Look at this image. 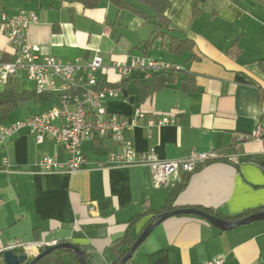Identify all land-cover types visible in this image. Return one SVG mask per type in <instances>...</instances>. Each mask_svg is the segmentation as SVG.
I'll use <instances>...</instances> for the list:
<instances>
[{
  "label": "crops",
  "instance_id": "0c3cea01",
  "mask_svg": "<svg viewBox=\"0 0 264 264\" xmlns=\"http://www.w3.org/2000/svg\"><path fill=\"white\" fill-rule=\"evenodd\" d=\"M126 1L152 15L147 5ZM167 1L164 15L171 34L191 40L192 49L173 53L167 40L155 39L143 50L140 42L150 36L154 21L120 10L111 0H98L97 6L79 0H0L3 60L13 57L14 45L2 28V15L22 13L36 17L27 31L28 42L57 60L86 62L97 54L108 68L112 62L145 55L179 68L181 72L167 76L166 85L142 101L129 82L102 105L126 118L136 108L148 113L139 126L124 132L137 152L153 148L161 160L183 158L194 150L218 155L189 175L157 184L148 166H98L121 147L109 137H95L81 143L86 156L82 169L41 174L37 162L43 155L64 161L66 153L50 138L38 144L21 130L0 143V249L29 243L22 248L32 258L42 241H70L82 250L86 264H116L118 250L124 249L116 246V239L127 231L137 237L181 183L185 185L175 195L174 209L195 207L234 217L264 206V138L249 136L257 123H264V9L256 0ZM105 72L96 75L103 74L107 84L121 80L112 69ZM127 77L145 75L133 72ZM5 90L18 101L1 124L38 114L57 102L52 93L34 99L35 84L24 69L6 83L0 81V94ZM30 101L34 103L27 105L26 113L10 117ZM161 114L172 115L173 122L145 126ZM70 251L61 253V264H75L73 256L79 264ZM218 255L223 264H264V219L221 230L194 214L172 215L152 229L129 261L207 264Z\"/></svg>",
  "mask_w": 264,
  "mask_h": 264
},
{
  "label": "built area",
  "instance_id": "2783aa9c",
  "mask_svg": "<svg viewBox=\"0 0 264 264\" xmlns=\"http://www.w3.org/2000/svg\"><path fill=\"white\" fill-rule=\"evenodd\" d=\"M35 21V15H2V28L8 41L14 45V54L8 61L0 57V81L6 83L18 69H24L28 79L34 82L35 90L53 93L57 102L38 114L0 124V143L6 142L21 130L32 135L38 144L50 138L66 153V159L59 161L55 156L43 155L37 162L39 173H72L82 169L86 164V156L81 143L95 137H109L121 147L120 152L109 153L98 166H148L153 170L157 184L165 183L170 176L192 173L201 164L216 159V151L194 150L183 158L173 160L159 159L153 148L137 152L124 132L139 126L148 113L136 108L132 116L126 118L107 112L102 105V100L116 97L119 90L108 84L100 85L97 71L106 74V69H112L120 80L133 72H141L146 77L152 72L169 69V64L145 55H134L125 62H112L107 68L97 54L86 62L80 58L63 62L52 55L41 54L37 46L28 42V28ZM171 122L172 115L161 114L160 117L149 118L145 126L151 128ZM249 136L264 138V123H257ZM3 163L6 164L7 159L4 158ZM57 243L56 240L42 241L38 245L39 251ZM223 261V257L218 255L207 264H223ZM124 264L132 263L127 261Z\"/></svg>",
  "mask_w": 264,
  "mask_h": 264
},
{
  "label": "trees",
  "instance_id": "16d2710c",
  "mask_svg": "<svg viewBox=\"0 0 264 264\" xmlns=\"http://www.w3.org/2000/svg\"><path fill=\"white\" fill-rule=\"evenodd\" d=\"M84 6H97L98 0H79ZM114 2L120 10H129L130 12L136 13L141 19L147 20L148 18L154 21L153 28L150 31V36L145 40L140 42V45H143V50H147V48L151 45L152 41L155 39L167 40L168 41V51L176 53L182 50H189L192 49V41L189 39H179V37L171 34L170 29L168 28L169 20L164 15V10L167 5V0H135L142 4L147 5L150 7L152 11V15L148 16L144 11L135 9L134 5H132L129 1L126 0H111ZM257 4L264 9V0H256ZM198 11L194 10V14ZM5 60H9V57H5ZM181 72L179 68L170 66L169 69H164L157 71L146 77H124L118 83L110 84L112 87H119L121 85H125L127 83H133V85L138 89L139 92V99L142 101L149 93L154 92L163 88L166 85V81L168 80L167 76H173V74ZM100 85L107 84L102 77L99 78ZM109 85V84H108ZM34 99H42L48 96L49 93L47 92H37L32 91L31 93ZM53 94V93H52ZM13 92L4 91V93L0 94V124L6 118L9 111L14 108L17 104L16 96L13 97ZM10 96V98H9ZM190 173H185L184 176L189 175ZM183 176V177H184ZM185 183H181L180 185H176L175 188L170 193L169 197L167 198L165 204L155 211L154 216L151 218V222H154L158 219V217L167 211L174 210L173 202L175 199V195L184 187ZM207 212L212 213L214 216L233 221L240 219L242 217H246L256 212L264 211V206L255 208V209H248L241 214L234 216V217H222L220 213L214 212L210 209H206ZM136 237L132 236L128 231L124 233L123 236L116 239V246H124V249L118 250V257L117 260L119 261L125 254L126 250L132 245L135 241ZM42 250V249H41ZM64 251H70L69 249H55L49 254L40 258L35 264H50L56 263L61 264V253ZM16 253H23V248L15 249ZM71 252V251H70ZM2 258V253L0 252V259ZM73 260L75 264L77 263L76 258L73 256ZM27 264V263H26Z\"/></svg>",
  "mask_w": 264,
  "mask_h": 264
},
{
  "label": "water",
  "instance_id": "95a60500",
  "mask_svg": "<svg viewBox=\"0 0 264 264\" xmlns=\"http://www.w3.org/2000/svg\"><path fill=\"white\" fill-rule=\"evenodd\" d=\"M177 214H194L204 218L210 224L218 227L221 230H230L236 226L248 224L254 221L263 220L264 219V211H260L257 213H253L246 217H242L237 220L228 221L219 217L214 216L212 213H209L205 210L195 208V207H185L178 208L171 211L163 212L157 220L148 224L136 237L135 241L126 251L124 256L116 263V264H124L129 261L135 249L141 244V242L149 235L154 227H156L159 223H161L166 218L177 215ZM29 243H16L4 249H0L2 253V260L4 264H35L40 258L49 254L55 249H69L71 250L78 259L79 264H86L84 254L82 250L74 243L70 241H59L57 244L45 247L43 250L38 251L32 258L28 256L25 252L16 253L15 249L24 247Z\"/></svg>",
  "mask_w": 264,
  "mask_h": 264
},
{
  "label": "rangeland",
  "instance_id": "374dc122",
  "mask_svg": "<svg viewBox=\"0 0 264 264\" xmlns=\"http://www.w3.org/2000/svg\"><path fill=\"white\" fill-rule=\"evenodd\" d=\"M141 7H144L149 13H151L150 12V10L147 8V7H145V6H142V5H140ZM27 84H30L29 82H27ZM22 86V83H19L18 84V87H21ZM34 102H26V103H24L21 107H18L15 111L16 112H13L12 114H11V116L10 117H18V116H21V115H23L24 113H26L27 112V105L29 104V105H31V104H33ZM27 118V117H26ZM25 119V118H24ZM64 264H67V263H64Z\"/></svg>",
  "mask_w": 264,
  "mask_h": 264
}]
</instances>
